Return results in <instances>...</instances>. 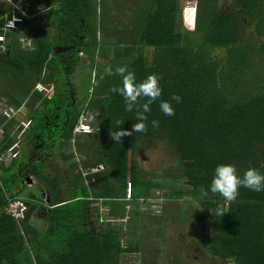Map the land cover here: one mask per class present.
Masks as SVG:
<instances>
[{
    "label": "trees",
    "instance_id": "1",
    "mask_svg": "<svg viewBox=\"0 0 264 264\" xmlns=\"http://www.w3.org/2000/svg\"><path fill=\"white\" fill-rule=\"evenodd\" d=\"M28 1V12L44 4L43 24L23 17L18 30L6 34L0 52V96L13 108L26 106L32 121L28 137H46L57 163L50 155L29 164L43 192L41 202L24 185L16 186L15 158L0 163V264H119L121 254L140 249V237L132 240L136 234L127 219L130 213L147 212L125 208L127 201L139 197L181 200L191 208L195 204L187 210L199 224L191 242L229 261L226 264H264V191L241 187L231 202L211 191L201 195L218 164L235 165L238 175L250 166L264 173V0H198L192 28L182 25V9L177 18L179 0H141L143 6L157 4L134 23L127 16L130 2L136 0L109 4L105 13L103 0ZM123 18L126 21L119 23ZM130 31L134 37L129 40L108 38L112 32ZM21 35L30 36V48L20 47ZM79 64L85 68V92L71 105L62 88L74 90L67 80ZM124 64L138 82L156 74L160 100H169L175 114L164 115L158 100L147 113V131L116 143L109 131L117 130L118 120L123 121L120 127L131 130L135 112L126 111L123 97L109 91L120 86V77L100 76L105 67L114 70ZM61 73L62 88L55 85L52 97L34 87L51 84ZM172 94L181 102L170 100ZM86 98L85 107L98 117L92 132L74 134L79 103ZM65 105L72 110L67 120ZM43 114L57 126L45 127ZM152 120L159 126L153 127ZM15 122L0 115V152L18 139L22 126ZM153 142H162L174 159L148 179L135 154ZM126 182L131 185L129 200L124 198ZM12 198L27 204L26 219L5 212ZM99 205L105 207L102 217ZM218 207L226 211L221 217L216 215ZM36 210L40 227L30 221L31 215L36 219Z\"/></svg>",
    "mask_w": 264,
    "mask_h": 264
},
{
    "label": "rangeland",
    "instance_id": "2",
    "mask_svg": "<svg viewBox=\"0 0 264 264\" xmlns=\"http://www.w3.org/2000/svg\"><path fill=\"white\" fill-rule=\"evenodd\" d=\"M120 1L103 0L104 5L102 8L104 9L105 7V9L102 10L103 13L106 12V6L109 4L114 7L123 4ZM222 1L223 0H217L218 3ZM124 3L126 4V2ZM180 3L184 4L182 9V21L184 24H187L189 28H192L194 25V23L192 25V21L195 19V14L198 10L200 2L198 0H181ZM130 4L131 9L135 6L138 12L144 8L140 0H136V2L133 1L132 3L130 2ZM39 11L40 10L38 8V13H35V16L38 18L40 16ZM186 13H189L188 17L191 15V18L188 19L189 21L185 16ZM129 15L127 16L128 18H130ZM125 21V18H123L119 21V23H123ZM51 35L54 36L55 33L52 32ZM118 35L121 36L122 40H129L134 37L132 31L129 33L120 32ZM85 74V68L80 64L77 65V67L70 73L67 82H69V85L74 88V90L71 91L73 102L78 99L77 94H79L80 98V96L85 92L83 80ZM63 80L64 76H62L61 73L53 79V82L50 83L59 85L63 82ZM49 86L50 84L45 85L41 83L34 85V87L42 93H45ZM78 89L79 93H77ZM69 93L70 92L67 94ZM0 101L2 104L9 105L4 96H0ZM87 102L88 98L81 100L79 103V109L82 110L86 116L90 115L92 117V123H94V120L98 117V115L96 112L90 111L87 107H85ZM27 113L28 110L26 106L22 105L17 114L13 116L14 122L16 121L15 123L24 127L28 120ZM25 136L27 140V134H24L21 137ZM50 155V157L54 160L52 157L54 155L53 150H50ZM173 159L174 158L168 153L162 142H153L148 146H143L139 148L135 154V161L137 165L145 171L148 179L158 176V171L173 163ZM51 164L54 165L53 162ZM29 179L31 181L30 183L24 182L22 184L20 182H16V186L18 187L24 185L25 191L34 193L38 198V201L41 202L42 196L41 193L38 192L40 187L38 186L37 181L32 176H29ZM152 193L156 194L157 190L153 189ZM23 195L24 190L19 194V196L22 197ZM139 198H136L133 202L127 201L125 208L130 211L133 207H137L139 211L143 210L147 212L142 216L130 213L127 219L128 226H130L136 234V236H132V240L136 237H140L137 241V246H140V249L137 252L121 254L119 256V264H226L229 262L227 260L212 257L206 254L205 251L200 249V245L191 242V238H193V234H195L199 224L194 216L188 213L187 210L191 207L187 202L181 200L165 202L160 198L154 201H147L146 199L148 198ZM192 206L196 207L195 204H192ZM194 208H191L190 210ZM27 210L30 211L28 207ZM98 211L102 217L105 212V207L99 205ZM34 215L36 216V219H34L31 215L30 221L35 224L37 223V226L40 227L42 223L38 221V219H40L41 213L37 211ZM122 237H125L124 233L122 234Z\"/></svg>",
    "mask_w": 264,
    "mask_h": 264
},
{
    "label": "clouds",
    "instance_id": "3",
    "mask_svg": "<svg viewBox=\"0 0 264 264\" xmlns=\"http://www.w3.org/2000/svg\"><path fill=\"white\" fill-rule=\"evenodd\" d=\"M113 75L120 77L121 84L120 86L111 87L109 91L123 97L125 110L128 112L134 111L137 121L133 123L131 130L120 127L123 121H116L117 130L109 131L110 138L114 142L120 143L122 137L130 136L133 132H146L148 127L145 123L148 120L147 113L151 111L150 105L158 100L159 108L164 115L172 116L175 114L169 100H160L162 89L159 85L160 78L156 74H149L145 79L138 82L135 72L130 70L127 64L118 65L114 70L109 65L105 67L100 79L103 80L105 76ZM170 100L179 103L181 97L178 94H172ZM83 114L85 113L83 112ZM85 117L87 120L92 121L90 115H85ZM151 124L153 127H158L159 121L152 120ZM261 167H264V163L261 164ZM241 187L255 192L264 191V173H261L258 168L250 166L244 170L242 175H238L235 165L222 163L215 167L209 188L208 190L202 189L201 195L207 197L208 191H211L213 194L218 193L225 201L231 202L237 198ZM225 213L226 211L222 207H218L216 210V215L220 217Z\"/></svg>",
    "mask_w": 264,
    "mask_h": 264
},
{
    "label": "built area",
    "instance_id": "4",
    "mask_svg": "<svg viewBox=\"0 0 264 264\" xmlns=\"http://www.w3.org/2000/svg\"><path fill=\"white\" fill-rule=\"evenodd\" d=\"M10 3L12 10H15V13H11L8 17L5 16L2 25L0 26V52L4 50L6 44L7 36L6 34L19 27L23 17L31 18L29 13L30 3L28 0H6ZM21 46L24 48H30L31 42L27 37L20 38ZM37 89V88H36ZM38 90V89H37ZM20 107L13 108L10 105L2 104L0 101V115L5 119H12L13 116L17 114ZM26 125V124H25ZM24 125V126H25ZM93 131L92 122L87 120L85 114L80 112L72 128L74 134H86ZM17 151V140L8 148L0 152V163L6 165L9 161L14 158ZM96 169V168H94ZM124 198L129 200L131 197V185L130 182H126ZM140 199V198H139ZM159 198L151 197L146 199L147 201H154ZM27 204L19 198L8 199L4 210L7 214L19 220L23 217L24 213L27 210Z\"/></svg>",
    "mask_w": 264,
    "mask_h": 264
},
{
    "label": "flooded vegetation",
    "instance_id": "5",
    "mask_svg": "<svg viewBox=\"0 0 264 264\" xmlns=\"http://www.w3.org/2000/svg\"><path fill=\"white\" fill-rule=\"evenodd\" d=\"M55 85H54V83L50 84V86L47 88L49 90L46 89V91H45V93H43V95L48 97V98L52 97L54 95V92H55V90H54ZM59 86L62 88L61 84H59ZM62 89L65 90L62 92L63 95L67 94L66 91H69V89H67V88H62ZM77 93H79V89H78ZM69 97L72 98V100H73L72 93H69ZM77 98H79V94H77ZM72 104H74L73 101H71V105ZM65 106L66 107L63 106V108H64L63 112H65V114H67L66 115L67 117L64 120H67L70 113H72V110H71V107L69 105H65ZM42 118H43V121L45 122L44 123L45 127L55 128V126H57V122H53L52 120L49 121L46 114H43ZM56 118L58 119L57 116H56ZM51 121L53 123H50ZM31 123H32L31 120H27L26 125L24 127H22L20 134H19L20 137L18 136V139H17V151H16V154L14 156V158L17 160L16 161V175H17V179H18L17 182H20L22 184L24 182H27V178H29V176L34 177L33 172L35 170L32 169L29 166V164L31 162H34V161H36L37 163L43 162L48 156H50V149H51L49 147L50 143H47L48 141L46 142V139H45L46 137L40 138L39 136L35 135L34 137H28L27 140H26V136L21 137L22 135L27 134L26 129H27L28 125H31ZM47 140H48V138H47ZM95 168L97 169V167H95ZM30 182H28V183H30ZM38 192L41 193V196H43V192H42L41 188L38 189ZM38 212H40V211H38Z\"/></svg>",
    "mask_w": 264,
    "mask_h": 264
},
{
    "label": "crops",
    "instance_id": "6",
    "mask_svg": "<svg viewBox=\"0 0 264 264\" xmlns=\"http://www.w3.org/2000/svg\"><path fill=\"white\" fill-rule=\"evenodd\" d=\"M140 2H141V0H140ZM181 2V0H179L178 1V4H177V8H176V13H177V18H178V12H179V10L181 11V9H183V6H184V4H182V3H180ZM53 2H51V4H52ZM6 4V7L4 6ZM155 4H157V2H151L150 3V6L149 7H147V3H146V5L145 6H143L144 8L142 9V10H140V12H138L137 11V9H136V7L134 8H130L129 10H130V15H129V17L130 18H128V20H130L131 21V23H132V19H133V22H135L136 21V19L138 18V17H146L147 16V13L150 11H153L154 9H155V7H156V5ZM3 7H5V8H7V10L6 11H4V17H5V14L6 13H9V14H11V13H15V10H12V7H11V5H10V3L8 2V1H6V0H0V10H2L3 9ZM38 8H39V12H40V16H39V18L38 17H36L35 16V13H38ZM96 9H98V7L96 8ZM46 11V10H45ZM29 13H33V14H31V17L32 18H29L30 19V21H33L34 23H39V24H43V18H44V16H43V13H44V4L43 3H41V4H37V6H36V10H34V11H32V12H29ZM180 13V12H179ZM181 23H182V25L183 26H185V27H187V28H189L188 26H187V24H184V22L183 21H181ZM49 26V25H48ZM18 27H16V29H17ZM191 28V27H190ZM16 29H14V30H16ZM18 30V29H17ZM16 30V31H17ZM12 33L14 32V31H11ZM52 32H54L55 33V35L57 34V30L56 29H54V30H51V33ZM100 33L98 32V31H96V37H97V39L99 40V39H102L103 37H102V35H101V37H100ZM23 37H27V39H29L30 40V36H25V35H21V36H19L18 37V42H19V44H20V47H22L21 46V43H20V38H23ZM117 37H120V35H118V32H112L111 34H110V36H108V38H110L112 41H114V40H116L117 39ZM107 38V39H108ZM7 41V40H6ZM30 42H31V40H30ZM32 44V43H31ZM46 85V84H45ZM21 107V106H20Z\"/></svg>",
    "mask_w": 264,
    "mask_h": 264
},
{
    "label": "water",
    "instance_id": "7",
    "mask_svg": "<svg viewBox=\"0 0 264 264\" xmlns=\"http://www.w3.org/2000/svg\"><path fill=\"white\" fill-rule=\"evenodd\" d=\"M27 182H30V179L29 178H27ZM28 215H29V211L27 210L25 213H24V215H23V219H26L27 217H28Z\"/></svg>",
    "mask_w": 264,
    "mask_h": 264
}]
</instances>
